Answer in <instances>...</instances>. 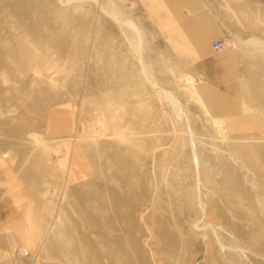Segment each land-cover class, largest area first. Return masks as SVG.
Here are the masks:
<instances>
[{
    "label": "rangeland",
    "instance_id": "1",
    "mask_svg": "<svg viewBox=\"0 0 264 264\" xmlns=\"http://www.w3.org/2000/svg\"><path fill=\"white\" fill-rule=\"evenodd\" d=\"M257 20L224 39L258 121L234 137L138 0H0V139L59 155L44 131L61 112L90 168L37 167L34 264H264Z\"/></svg>",
    "mask_w": 264,
    "mask_h": 264
},
{
    "label": "crops",
    "instance_id": "2",
    "mask_svg": "<svg viewBox=\"0 0 264 264\" xmlns=\"http://www.w3.org/2000/svg\"><path fill=\"white\" fill-rule=\"evenodd\" d=\"M138 1L179 63L195 78L207 110L226 122L231 136L254 134L257 116L242 102L237 54L230 49L215 52L213 42L244 31L259 32L248 26L264 19V0ZM51 120L44 135L52 145L63 138L59 155L0 139V264H34L38 193L45 183L36 169L43 161L67 170L72 182L89 177L84 147L67 138L72 134L69 118L56 111ZM24 168L29 171L23 172Z\"/></svg>",
    "mask_w": 264,
    "mask_h": 264
},
{
    "label": "built area",
    "instance_id": "3",
    "mask_svg": "<svg viewBox=\"0 0 264 264\" xmlns=\"http://www.w3.org/2000/svg\"><path fill=\"white\" fill-rule=\"evenodd\" d=\"M226 44L225 40H215L213 42V49L215 52H221L225 49Z\"/></svg>",
    "mask_w": 264,
    "mask_h": 264
}]
</instances>
